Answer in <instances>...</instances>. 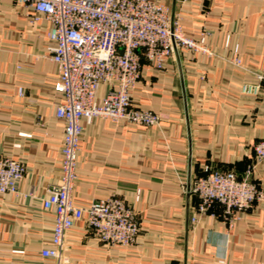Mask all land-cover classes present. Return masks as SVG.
I'll return each instance as SVG.
<instances>
[{
  "label": "crops",
  "instance_id": "crops-1",
  "mask_svg": "<svg viewBox=\"0 0 264 264\" xmlns=\"http://www.w3.org/2000/svg\"><path fill=\"white\" fill-rule=\"evenodd\" d=\"M161 1L212 55L179 51L161 71L144 67L131 98L159 115L157 125L81 121L73 203L119 196L135 209L140 234L132 246L109 247L77 222L65 238L68 264H264V201L231 225L219 205L191 223L197 200L188 193L205 165L240 177L249 171L264 190V162L250 151L264 138V93L241 92L264 74V0ZM30 19L29 10L0 0V155L26 167L18 194L0 196V264H54L40 253L53 233L42 199L61 177L62 95L49 24ZM105 92L97 87L98 103Z\"/></svg>",
  "mask_w": 264,
  "mask_h": 264
},
{
  "label": "built area",
  "instance_id": "built-area-1",
  "mask_svg": "<svg viewBox=\"0 0 264 264\" xmlns=\"http://www.w3.org/2000/svg\"><path fill=\"white\" fill-rule=\"evenodd\" d=\"M13 1L30 11L31 23L49 24L47 36L53 44L49 58L58 68L56 89L62 95L55 111L64 122L61 177L50 184L42 199L43 209L53 214V233L41 256L54 264H68L65 238L77 222H83L85 230L106 246H132L140 234V223L135 209L123 198L112 195L87 206L72 201L84 132L81 121L109 118L157 125L159 115L135 106L131 98L144 67L161 71L166 60L179 51L205 56L212 52L203 37L195 40L183 33L181 18L161 0ZM256 77L257 82L241 85L242 94L257 98L264 93V74ZM99 85L106 87L100 103L96 101ZM250 151L255 162H264V138L254 142ZM249 174L240 177L233 169L203 166L188 184V193L197 200L191 223L219 205L223 219L231 225L238 213L264 201V190ZM25 175L21 161L0 155V196L17 195ZM139 198L137 190L134 200Z\"/></svg>",
  "mask_w": 264,
  "mask_h": 264
},
{
  "label": "rangeland",
  "instance_id": "rangeland-1",
  "mask_svg": "<svg viewBox=\"0 0 264 264\" xmlns=\"http://www.w3.org/2000/svg\"><path fill=\"white\" fill-rule=\"evenodd\" d=\"M251 179V178H250ZM252 180V179H251ZM260 188V187H259ZM261 189V188H260ZM262 190V189H261ZM224 264V263H223Z\"/></svg>",
  "mask_w": 264,
  "mask_h": 264
}]
</instances>
